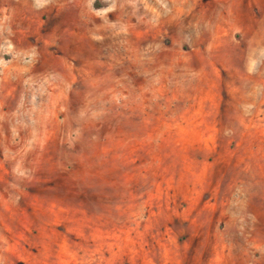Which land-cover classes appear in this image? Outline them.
Returning <instances> with one entry per match:
<instances>
[{
    "label": "rangeland",
    "instance_id": "374dc122",
    "mask_svg": "<svg viewBox=\"0 0 264 264\" xmlns=\"http://www.w3.org/2000/svg\"><path fill=\"white\" fill-rule=\"evenodd\" d=\"M0 264H264V0H0Z\"/></svg>",
    "mask_w": 264,
    "mask_h": 264
},
{
    "label": "crops",
    "instance_id": "0c3cea01",
    "mask_svg": "<svg viewBox=\"0 0 264 264\" xmlns=\"http://www.w3.org/2000/svg\"><path fill=\"white\" fill-rule=\"evenodd\" d=\"M185 1H189V0H185ZM222 240V249L220 250V252H218L222 257L224 255V257H231V256H235L236 257V252L237 250V246H236V240L232 239V238H221ZM227 249H229V251H227Z\"/></svg>",
    "mask_w": 264,
    "mask_h": 264
}]
</instances>
